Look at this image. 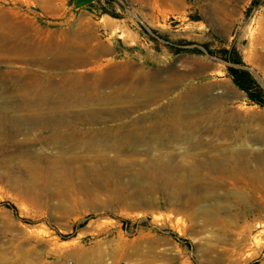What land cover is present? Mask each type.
Segmentation results:
<instances>
[{"label": "rangeland", "instance_id": "1", "mask_svg": "<svg viewBox=\"0 0 264 264\" xmlns=\"http://www.w3.org/2000/svg\"><path fill=\"white\" fill-rule=\"evenodd\" d=\"M204 46L264 86V0H0V264H264V107Z\"/></svg>", "mask_w": 264, "mask_h": 264}, {"label": "trees", "instance_id": "2", "mask_svg": "<svg viewBox=\"0 0 264 264\" xmlns=\"http://www.w3.org/2000/svg\"><path fill=\"white\" fill-rule=\"evenodd\" d=\"M105 2L108 3L109 0H105ZM252 3H254V1ZM102 12H106L112 16L114 15L112 12L107 10H102ZM204 49L208 54L216 56L225 62L236 65H226V74L229 76L233 84L244 93L249 104H255L257 106L264 107V86L262 87L254 78V76L243 67L245 66L244 62L239 52L234 47L231 46L228 48H221L218 51H212L207 46H204ZM185 50L201 52L198 48L186 49L181 46L176 47V52ZM3 205L4 207L16 212L12 204L3 202ZM124 222H127V220Z\"/></svg>", "mask_w": 264, "mask_h": 264}, {"label": "bare ground", "instance_id": "3", "mask_svg": "<svg viewBox=\"0 0 264 264\" xmlns=\"http://www.w3.org/2000/svg\"><path fill=\"white\" fill-rule=\"evenodd\" d=\"M261 56L260 57L263 58L264 54L261 55ZM104 80H105L104 82H107L109 79H107V77H105ZM78 83H79V85H81L82 81L79 80ZM80 88H81V86H80ZM74 95H75V93H74ZM84 111H86V112L88 111L89 114H91V112H93L91 109H85ZM30 113H31V111H30ZM87 116H89V115H87ZM96 134H98V133L97 132H89V130H88V131L84 132L83 134H80L81 136L79 138H77L76 133L73 131V132L65 134L66 136H64V135L58 136V138L61 139L62 141L63 140L66 141V139H68L71 146H82V145H84V146L89 147L90 149L91 148L93 149V148L97 147L96 143L94 142L96 140V138H94ZM61 158H64V157L61 156ZM219 160L221 161V159H219ZM163 167L164 168H169L170 170L171 169H175V167L173 165L168 166L166 164H163ZM163 174L165 175V173H163ZM28 261L30 262L29 259H28Z\"/></svg>", "mask_w": 264, "mask_h": 264}, {"label": "water", "instance_id": "4", "mask_svg": "<svg viewBox=\"0 0 264 264\" xmlns=\"http://www.w3.org/2000/svg\"><path fill=\"white\" fill-rule=\"evenodd\" d=\"M226 65H233V64H231V63H229V62H225V61H223ZM233 66H236V65H233ZM244 68H246L252 75H254V76H256V74L250 69V68H248V67H246V66H243ZM258 80V83L263 87V84H262V82L260 81V79L258 78L257 79ZM264 88V87H263Z\"/></svg>", "mask_w": 264, "mask_h": 264}]
</instances>
